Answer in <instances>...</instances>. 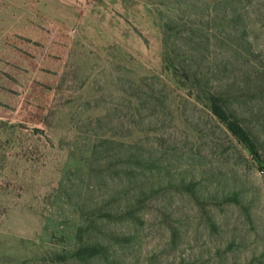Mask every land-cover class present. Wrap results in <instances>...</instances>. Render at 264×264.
I'll list each match as a JSON object with an SVG mask.
<instances>
[{"label":"rangeland","instance_id":"1","mask_svg":"<svg viewBox=\"0 0 264 264\" xmlns=\"http://www.w3.org/2000/svg\"><path fill=\"white\" fill-rule=\"evenodd\" d=\"M263 62L264 0H0V264L77 228L61 264H264V169L204 91L264 159Z\"/></svg>","mask_w":264,"mask_h":264},{"label":"trees","instance_id":"2","mask_svg":"<svg viewBox=\"0 0 264 264\" xmlns=\"http://www.w3.org/2000/svg\"><path fill=\"white\" fill-rule=\"evenodd\" d=\"M238 15V12H236ZM233 16V14H232ZM240 17V14L238 15ZM235 35L231 36L232 39L241 40L238 42L240 48H243L246 52L250 51L251 43L248 39V30L243 26L241 29L235 27ZM232 32V31H231ZM233 33V32H232ZM238 36V37H237ZM233 41V40H232ZM193 43V42H191ZM194 51L197 53L203 52L202 48L195 43L193 46ZM236 47L234 46L231 50L235 52ZM264 74V62L261 66V71ZM259 72V73H260ZM262 74V75H263ZM258 75V74H257ZM264 78V75L262 76ZM258 81V82H257ZM253 88L259 89V91H264V79L258 80L257 77L252 82ZM203 85V83H202ZM205 85V84H204ZM203 85V86H204ZM205 91V100L207 104L208 113L214 118L217 124L223 129V131L229 136V138H234L237 142L242 144L244 148L251 154L254 161H256L262 169H264V159L259 150L258 140L256 135L253 133L251 128L243 124L239 114L236 112V109L232 107V97L229 96L226 92L221 90L212 89L209 90L207 87H204ZM151 94V93H150ZM198 143V141L196 140ZM195 143V142H193ZM196 144V143H195ZM263 171V170H262ZM81 229L77 228V239L78 246H75L73 250H68L65 252H57L54 255V261L56 263H67L69 261H88L89 259L95 257L99 251L97 246L101 249L100 245H95L91 242H82L79 240V231Z\"/></svg>","mask_w":264,"mask_h":264}]
</instances>
